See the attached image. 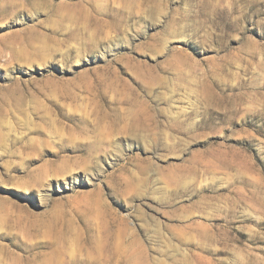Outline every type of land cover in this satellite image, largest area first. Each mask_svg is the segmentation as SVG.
<instances>
[{
	"label": "rangeland",
	"instance_id": "374dc122",
	"mask_svg": "<svg viewBox=\"0 0 264 264\" xmlns=\"http://www.w3.org/2000/svg\"><path fill=\"white\" fill-rule=\"evenodd\" d=\"M0 264H264V0H0Z\"/></svg>",
	"mask_w": 264,
	"mask_h": 264
}]
</instances>
